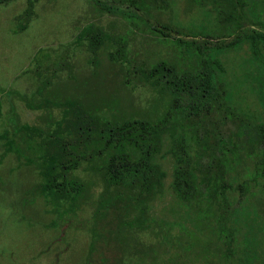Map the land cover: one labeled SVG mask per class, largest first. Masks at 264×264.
Instances as JSON below:
<instances>
[{
	"label": "rangeland",
	"instance_id": "rangeland-1",
	"mask_svg": "<svg viewBox=\"0 0 264 264\" xmlns=\"http://www.w3.org/2000/svg\"><path fill=\"white\" fill-rule=\"evenodd\" d=\"M24 1L0 4V133L12 134L26 121L37 125L29 124L23 131L34 142V135L52 131L54 123L49 121L62 116L58 101L66 98L76 99L70 100L73 105L80 100L90 113L111 120L154 122L167 111L166 120H182L192 146L190 187L187 205L170 190L173 161L164 151L171 137L163 134L164 153L155 156L165 171L163 193L151 201L147 226L119 229L116 220L105 213L101 219L96 209L103 191L99 165L104 153L95 149L111 132L118 137L122 130L102 131L76 109L57 126L64 145L61 158L69 167L62 191H72L76 180L82 184L74 203L56 202L45 197L47 192L42 195L37 162L28 163L29 158L13 151L6 153L0 138V264H233L225 257L227 227L237 230L234 242L238 245L244 239L250 241L254 264H264V139L247 123L264 119L260 89L264 79L258 78L263 70L245 60L246 46L217 51L223 67H216L218 77L236 117L213 90L206 91L207 74L192 81L172 106L164 87L144 78V71L160 59L179 68H196V59L177 38L210 47L249 28L262 29L255 19L264 21V14L255 3L247 0L237 7L240 26L232 28L234 19L200 22L202 10L187 0H174L164 8V0H152L158 9L139 7L136 0L133 5L123 0H39L35 13L32 8L22 11V19L15 13ZM191 20L200 22L202 28L193 27L196 23ZM20 24L27 26L18 30ZM81 30L85 32L80 37ZM88 30L104 36L103 41L92 43ZM129 130L137 138L145 135L138 124ZM5 133L4 141L11 143L14 135ZM230 142L232 147L224 152L222 146ZM24 153L31 154L25 147ZM77 159V165H72ZM225 160L227 180L248 182V187L228 190L231 211L206 195L205 182L219 178ZM121 189L123 198L135 197L131 188ZM131 203L129 217L138 212L137 203Z\"/></svg>",
	"mask_w": 264,
	"mask_h": 264
},
{
	"label": "trees",
	"instance_id": "trees-1",
	"mask_svg": "<svg viewBox=\"0 0 264 264\" xmlns=\"http://www.w3.org/2000/svg\"><path fill=\"white\" fill-rule=\"evenodd\" d=\"M225 1L233 5L235 3L232 0ZM239 2H244V0H239ZM130 3L134 4L135 0H130ZM164 4V6L161 5L163 8L169 5V1L164 0ZM224 12H226L225 8ZM228 14L230 15V13ZM234 22L235 25L232 28L240 26L239 18H235ZM261 24H263L262 29L249 28L236 34L233 39L229 41L215 44V46L211 45L210 47L206 46V43H199L193 39L184 40L183 38H177L178 43L185 44V48L188 47L189 49V55L196 59V68L192 70L179 68L166 59H160L144 71V78H146L147 82L151 85L156 86L158 84L159 87H164L171 95L170 102H172L170 105L172 106L173 103L181 100L183 97V90L188 87L192 81L202 79V77L207 74L204 79V88L206 91L213 90L222 106L227 109L233 117H236L238 114L228 103V93L225 84L223 80L218 77L216 67L221 70L223 67L219 60V54L217 55V51H220V49L225 50L228 47L246 46L245 52L247 51V54H244V56H247L244 57L245 60L250 62L253 68L263 70L262 75L258 76V78L260 80L264 79V23L262 22ZM84 32L85 30L79 31L80 37ZM89 35L93 38L91 40L92 43L95 41V44L96 39L97 43H101L104 39V36L100 38L92 31H90ZM260 89H262L264 94V85L263 88L260 87ZM70 100L75 101L76 99H66L62 102V116L57 121L58 125L62 123L70 110L76 109L89 116L102 131H111L110 129L116 131L122 130L121 135L118 137L113 136L111 132L110 135L105 138L106 140L102 146L99 149H95L97 150L95 152L98 154L104 153L103 161L99 165L104 181L103 191L100 193L99 203L96 208L99 212V214L98 212L97 214L101 219H103V213L107 214L105 216L110 217L109 219L116 220L115 224L118 225L119 229L123 226L127 228H142L148 225V212L151 201L156 196L162 194L164 190L163 178L165 176V171L160 168L158 161L155 159L158 153L163 154L167 152V154L171 155L173 172L169 182L170 190L184 203V205L188 204L190 187L188 173L191 161L190 148L192 146L187 140V134L183 127L184 124L180 118L168 121L165 117L166 111L165 114L154 122L144 118H115L111 120L103 118L98 114L90 113L82 106L80 100L76 105H73L74 102L70 104ZM247 123L254 131L261 134L264 139V119L259 122L250 123L249 121ZM136 124H138L140 130L145 133L143 138H137L130 132L129 129L134 128ZM23 125L25 126V130L30 128V125ZM107 127L109 129H107ZM124 130L128 131L124 132ZM27 134L32 137L30 133ZM163 134L171 137L170 143L164 152L161 151V139ZM33 138L34 142L41 147L39 153V172L43 179L40 182L39 191L42 193L47 192L45 194L46 197L56 202L60 199L75 200V195L71 192L64 194L65 192L62 191V189H64L63 182L59 180L60 174L58 171L60 166L61 168L63 167L62 169L64 171L66 169L62 162L59 161L60 157L64 155V145L56 140V136L44 137L39 134L38 136L34 135ZM232 143L233 142L223 145L222 148L225 149V151L224 149L223 151L227 152L232 147ZM10 147L11 144L6 143V149ZM60 152L62 156H59ZM85 157L86 156L83 155L80 158ZM77 161L78 160L74 161L73 164L76 165ZM226 163L227 161L225 160L222 168L223 173L221 169L219 178L207 180L205 186L206 195L212 202L219 201L227 211H231L232 202L230 198H228V190L234 187H248V182L245 180L236 183L232 179L227 180L228 177L225 178L228 173L225 168V166L228 167ZM68 168L69 167H67V169ZM127 172H131V174L128 175ZM64 178L63 176L62 179ZM74 182L77 187L74 193H77L78 196L80 190L82 191V184L77 180ZM111 185H113V188L110 189ZM124 186L128 189L131 188L135 197L130 196V198L125 199L120 196L121 188ZM131 201L137 203L138 212L135 216L129 217L128 213L133 207V205L131 206ZM236 235L237 230L235 228L227 227V237L225 236L224 238V250L227 261L233 260V264H254V261L251 259V257L254 256V249L250 248V241L244 239V241H242L243 243L238 245V242H234V240H236ZM235 246H237L236 251L238 255L235 254ZM244 248L248 250L247 256L244 253L246 252Z\"/></svg>",
	"mask_w": 264,
	"mask_h": 264
},
{
	"label": "flooded vegetation",
	"instance_id": "flooded-vegetation-1",
	"mask_svg": "<svg viewBox=\"0 0 264 264\" xmlns=\"http://www.w3.org/2000/svg\"><path fill=\"white\" fill-rule=\"evenodd\" d=\"M15 1L16 0H0V4H8V3L9 4L10 3L13 4ZM123 1L124 2H127L128 4H131L130 3V0H123ZM168 1H169V5L168 6H170L171 3L174 0H168ZM187 1L190 3V5L195 6L198 9L202 10V18H201L200 22H204V23L211 22L212 23L213 21H215V22H217V21L218 22H223V21H229L231 19H235L236 18V14H237V7L240 6V5H242V6L243 5H246L247 4L246 2H248L250 0H248V1L247 0H244V2H239V0H232V1L235 2L234 5L232 3L231 4L227 3L225 0H187ZM24 2H25L24 6L17 13H15L16 15H18L22 19L25 18V15L22 14V13L26 12L27 10H29L31 8L33 9V11L35 13V7L39 4V0H31V1L25 0ZM251 2H254L255 5H256V9L259 8V10H261V12H263V14H264V0H251ZM137 3L139 5V7L142 6V5H148L150 7L155 6L158 9V6L157 5L152 4V0H137ZM148 3H151V4H148ZM205 3H207V4L204 5ZM131 5H133V4H131ZM224 8H225L226 12H224ZM228 13H230V15ZM255 13H256V15L259 14L258 11H255ZM31 16H33V15H31ZM173 18H174V15L172 14V18L171 19H173ZM255 20L257 22H261V23L263 22L264 23V21H262L263 19L262 20H259V17L256 18ZM191 21H194V20H191ZM200 22H198V23L195 22L196 24H193V27L195 25V27L201 29L202 28V25L200 24ZM26 26H27L26 24H20L18 30H23V29L26 28ZM199 26H201V27H199ZM262 26H263V24H262ZM227 28H229V26ZM14 30H16V29H14ZM66 99H68V98H66ZM66 99H64V100H66ZM64 100L58 101L61 104L62 107H63L62 102ZM54 102H56V101H54ZM100 116L102 117V115H100ZM59 119L60 118L55 119L54 122L49 121V122H51L50 123L51 125H52V123H54V126L52 128V131H50L49 134H47V135H44V134H41V135H43L44 137H46V136L47 137L48 136H56V140H58V142L61 144V142L59 140V136L57 134V129H56L57 126H59L61 124V123L59 125L57 124V121ZM23 124L29 125L31 123L26 122V121L25 122L23 121L22 124L20 123V125H18L16 127V129L13 130V133L12 134H9V132H6V133L3 132V133H5V136L14 135L13 141H11V143H9V144H11V147L9 149H6V143H7V141H4V138H3L4 135H3V133H0V138L3 139V151H5L6 153L9 152V151H13V152H15V154L17 156H21V157L24 156L26 158H29V162L28 163H32L34 161L35 164H36V162H37L36 165L38 167V172H39L40 159L37 157V159H39V163H38V160L37 159L33 160L32 158L35 157V156H39L41 147L39 145H37L36 143L33 142V140L31 139L32 138L31 136H29L27 134L26 135H23V131L25 130L24 129L25 126ZM22 125H23V127H22ZM31 125H35V124H31ZM35 126H37V125H35ZM38 128L42 129V127H40V126H38ZM26 136L28 138H26ZM16 138H18V140ZM18 141H20L22 145H19L18 144L19 143ZM13 145H16L17 147H13ZM24 147L27 148L28 151H29V153L31 152V154H25L24 153ZM60 147H59V149L61 150ZM60 150H58V151H60ZM23 154H25V155H23ZM59 156H62L61 152H60V155ZM23 160L27 161L26 159H23ZM59 161L62 162V164L66 168L65 171H64L62 169L63 167L61 168V166H60L59 171H58L59 174H60V177H59L60 178V181L63 182L64 179H62V178H63V176L65 177V172H66V174L68 172V169H67L68 164L65 163L62 160L61 157H60ZM72 165H74L73 162H72ZM74 185H73V187H74L73 190L70 191V192L75 195V200H73V201L72 200H68L69 203H74V202H76L78 200L77 199V197H78L77 196V193H74V192H76L77 187H76V185L75 186ZM70 189H72V186L70 187ZM81 192L82 191L80 190L79 194ZM41 194L43 195L42 192H41ZM64 194H68V192L67 193H64ZM45 197H46V195H45Z\"/></svg>",
	"mask_w": 264,
	"mask_h": 264
}]
</instances>
